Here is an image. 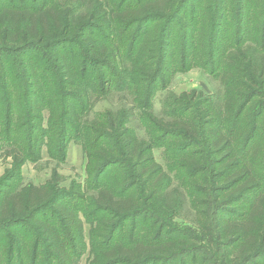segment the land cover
<instances>
[{
  "label": "trees",
  "instance_id": "1",
  "mask_svg": "<svg viewBox=\"0 0 264 264\" xmlns=\"http://www.w3.org/2000/svg\"><path fill=\"white\" fill-rule=\"evenodd\" d=\"M21 1L0 11V53L5 49L28 57L19 61L14 74L0 58V135L11 144L4 154L12 159L11 167L0 175V264H76L84 246L80 213L90 220L97 216L95 222L91 220L95 229L90 233L95 264L172 260L163 257L174 245L146 242L150 232L143 231L136 219L148 208L141 194L149 180L154 179L150 188L160 184L159 200L164 205L169 202L167 209L162 207L166 214L174 212L173 194L181 197V193L156 161L152 141L138 138L125 126L132 112L128 107L108 109V119L102 116L95 122V149L89 153V171L100 187L95 197L82 203L83 195L62 187L56 172L44 184L23 183L17 188L23 165L40 159L43 142L52 157L66 159L69 140L82 129L81 116L87 110L84 92L90 88L88 93L96 98L107 96L110 81L121 72L119 64L126 68L120 59L124 52L131 67L116 88L131 90L133 103L143 111V123L156 131L157 141L171 137L165 151L181 158L179 172L190 180L201 169L194 154L198 149L189 151L198 124L191 116L157 120L144 109L151 107L171 67L184 70L199 65L219 75L224 99L215 113L205 108L206 100L199 101L202 130L211 153L225 151L231 158L214 159L229 189L227 198L248 201V208L237 218H216L214 225L222 237L231 235L240 243L242 260L258 253L264 246V124L260 121L264 103L257 108L254 99L258 81L264 86V0H93V11L79 16L73 7L57 1L33 8ZM104 30L109 34L101 36ZM65 42H78L84 50L83 65L78 59L81 50L64 49ZM35 48L41 49L39 56L55 61L54 72L49 62L45 65L32 56L30 50ZM79 75L87 81L80 95L74 84ZM44 110L49 113L46 127ZM188 111L182 109L180 114ZM111 130L116 132L115 143ZM100 139L106 144L100 146ZM223 161L229 165L225 170ZM102 181L107 182L103 187ZM182 204L178 200L176 208ZM118 218L132 220L129 237H122L125 226L117 223Z\"/></svg>",
  "mask_w": 264,
  "mask_h": 264
},
{
  "label": "rangeland",
  "instance_id": "2",
  "mask_svg": "<svg viewBox=\"0 0 264 264\" xmlns=\"http://www.w3.org/2000/svg\"><path fill=\"white\" fill-rule=\"evenodd\" d=\"M54 1L60 2L65 7H73L75 9V14L78 16L93 11V0H26L30 8H33V5L40 6L44 2L45 4H51ZM14 2L15 4H19L22 1L0 0V11L9 4L13 5L12 3ZM86 29L88 35V27ZM92 31H94L93 33L95 34V29ZM105 34H109V31L104 30L101 36ZM219 41L221 45L224 41V35L219 37ZM62 46L64 49L71 48L77 51L81 50V57L78 59L79 63L83 65L82 53H84V50L80 48L78 42H65ZM5 51L9 50H1L3 53H0V58L7 63L6 68L8 71H12L14 74L16 73L15 67L19 68L21 65L19 61L23 59L28 60V57L22 53L18 54L17 52H13V54ZM47 51L51 50L48 49ZM41 52L39 48L30 50V53L33 54L32 56L37 57L38 62H42L45 65L49 62L48 65L52 66V71L54 72L55 61L52 58L48 59L49 56L47 55L39 56ZM48 53L50 55V52ZM120 59L121 63H124L126 68L119 64V70H121V72L119 76H115V79L110 81L109 87L111 92L107 96L101 94L100 98H96L95 93H88V91L91 90L87 88L85 91L87 81L80 78V75L77 76L78 78L75 80L74 84L76 83L75 87L80 88L76 91L79 95L80 92L83 94V91H85V95L82 97L86 96L84 100L87 99V110L83 112L81 116L80 124L82 129L79 130L80 132L77 136L71 138L68 142L66 159L62 161L52 157L49 154L48 145L43 142L41 144L40 159L37 161L27 160L23 165L21 180L17 184V188L23 183H33L35 185L44 184L52 180L53 174L56 172L62 187L76 190L80 195H83L85 200H82V203H85L91 197H95L100 187L95 185L93 181L94 173L89 171V153L95 149V122L102 121L100 120L102 116L108 119V109L116 111L125 106L132 109L128 120L125 122V126L131 133L137 135L138 138H146L152 141L153 153L156 161L160 163L163 169L171 176L172 184L176 192L181 193V197L173 194L174 199L170 200L172 201L170 203L174 205V212L166 214L162 211V207L167 209L165 206L169 205V202H165L166 205H164L159 200L160 195H163V192L158 189L160 184L150 188L152 180L154 179L147 182L146 189L141 194V199L144 197L142 204H146L148 208L136 219L139 225H142L143 231L149 230V238L154 237V240L148 238L146 242H151L161 247L174 245V250L167 251L170 252L167 254L168 257H163L164 259L169 257L172 259L169 260L167 264H264V246L258 253L256 252L253 256H250L251 258L249 257L242 260L238 252L240 243L236 239L231 238V235L226 238L222 237L218 229L216 230V224L214 225V220L216 218L220 219V221L227 217L237 218L248 208V201L243 203L239 200L234 199V201H232V198H227L229 189H227V185L224 182V176L219 175L220 167L214 162V159L226 156L224 154L225 151H222L220 155L211 153V150L207 148L205 143L206 137L202 130L205 122L202 121L204 117L199 111V101L206 100L205 108L208 109L209 112L215 113L218 107L222 105L224 99L225 87L219 75L213 74L199 65H193L184 70H180L178 67H171L165 74L163 80H161L163 83L159 84L160 87L155 93L151 107L144 109L149 116L157 120H171L178 116H191L195 120V125L198 124V135H196L195 138L196 142L189 147V151L198 149L194 154L198 158L201 169L199 171L197 170L198 172H194L192 174L194 177L190 180L189 177L187 178L185 177L186 175L183 176L184 174L182 172L180 174L179 172L181 158L175 157L172 155V152L165 151V146L171 137L169 136L166 140L161 139L157 141L156 138H154L156 131L154 132L152 126L143 123L141 119L143 111L133 103L134 96L130 93L131 90L119 91L116 88L119 81L126 79L131 67V60L128 59V54L124 52L122 56H120ZM11 62L14 64V67ZM90 68L92 67L90 66ZM94 70L95 67L91 69L90 73L93 74V72H95ZM18 76L19 74H16V77ZM258 82L261 83L260 81ZM259 83H257V91L259 94L254 99L257 102V108H260L264 103V86L262 84L259 85ZM74 84L71 85V90L74 88L72 87ZM39 94H41L40 90L37 94L38 96H35L37 101L41 99ZM62 101L66 103L64 96L61 99V102ZM182 109L189 111L181 115L180 111ZM48 115V111L44 110L43 124L45 127L48 125ZM260 121L264 124V114L261 116ZM110 133L112 134L110 138H112V142L115 143L116 132L111 130ZM87 140L91 143L89 144ZM105 142V139H100L99 145H105ZM10 145L11 144H8L4 137L0 135V175L6 173L11 167L10 164L12 165L11 158L4 154L7 148L10 149ZM177 154H179V152H177ZM225 159L229 161L231 158L227 155ZM221 166L223 169L229 167L225 161H223ZM145 180H148L147 176ZM141 183L144 185L143 179ZM106 184L107 182H104L101 187ZM136 189L140 190V186ZM148 193H151L149 198L145 196ZM252 198L253 197H251V200ZM180 199L183 200V204L179 208H176L178 200ZM217 202H219L218 205H216ZM80 218L84 228V246L80 255L77 257L76 264H95V248H91L90 246V233L95 229V227L91 225V220L95 222L97 216H94V218L90 220L80 213ZM116 221L119 223L122 222L123 219L118 218ZM122 223H124L125 226L124 231L121 233L122 237H129L126 235L129 233L132 220L130 219ZM156 237L158 238L156 239ZM165 241L168 242L163 243ZM262 244H264V241ZM162 263L163 261L158 262L154 260L150 264Z\"/></svg>",
  "mask_w": 264,
  "mask_h": 264
},
{
  "label": "crops",
  "instance_id": "3",
  "mask_svg": "<svg viewBox=\"0 0 264 264\" xmlns=\"http://www.w3.org/2000/svg\"><path fill=\"white\" fill-rule=\"evenodd\" d=\"M10 160H11V162H12V159H10ZM10 166H11V164H10ZM10 166H9V167H10Z\"/></svg>",
  "mask_w": 264,
  "mask_h": 264
}]
</instances>
